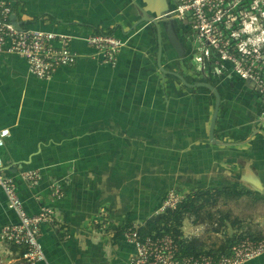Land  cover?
<instances>
[{
	"label": "crops",
	"instance_id": "1",
	"mask_svg": "<svg viewBox=\"0 0 264 264\" xmlns=\"http://www.w3.org/2000/svg\"><path fill=\"white\" fill-rule=\"evenodd\" d=\"M0 2L10 7L11 21L20 28L72 38L70 47L78 56L72 67L57 69L43 81L27 76L23 59L0 51V129H9L0 149V175L12 181L27 215L41 205L55 218L53 227L38 228L44 261L37 264H128L133 246L124 230L142 227L157 215L173 190L245 189L250 196L243 198L264 203V139L254 135L242 146L212 145L213 96L201 87L186 88L172 76L191 84L206 75L192 70L186 26L170 19L177 51L162 41L158 52L149 24L131 30L142 19L137 6L165 13L173 0ZM98 33L125 41L112 67L84 44V38ZM216 80L215 140L241 142L258 129V99L229 72ZM29 171L40 176L30 189L20 178ZM52 182L61 186L57 200L49 196ZM16 223L0 189V229ZM238 227L221 239L253 236ZM186 236L208 248L223 242ZM20 255L16 247L0 244V264H21ZM243 264H264V255Z\"/></svg>",
	"mask_w": 264,
	"mask_h": 264
},
{
	"label": "built area",
	"instance_id": "2",
	"mask_svg": "<svg viewBox=\"0 0 264 264\" xmlns=\"http://www.w3.org/2000/svg\"><path fill=\"white\" fill-rule=\"evenodd\" d=\"M10 7L0 2V51L23 59L27 76L47 81L57 69L74 65L77 53L70 47L69 36L31 28H20L12 23ZM167 15L186 26L185 40L190 46L188 59L199 71H209L223 77L229 72L243 83L257 90L264 102V0H175ZM92 54L103 65L114 66L125 41L109 33H98L83 39ZM264 129V110L258 117ZM9 138V129H0V149ZM2 161L0 159V168ZM20 178L33 188L40 179L37 171L22 173ZM7 206L14 212L18 223L0 229V243L20 250L21 264L44 261L37 241L40 226H54L53 211L39 206L33 215H27L15 193L10 179L1 177ZM51 200L61 197V186H48ZM186 193L171 191L157 214L173 210ZM138 228L128 227L124 239L133 246L128 264H243L264 255V239H238L225 254L183 257L169 234L141 238Z\"/></svg>",
	"mask_w": 264,
	"mask_h": 264
},
{
	"label": "trees",
	"instance_id": "3",
	"mask_svg": "<svg viewBox=\"0 0 264 264\" xmlns=\"http://www.w3.org/2000/svg\"><path fill=\"white\" fill-rule=\"evenodd\" d=\"M250 192L245 189L232 191L230 189H208L196 193H186L182 200L173 210H166L162 214H157L144 222L138 228V236L141 238H153L161 236L160 233L169 234L177 244L178 252L183 257H198L201 255L225 254L230 246L240 239L261 240L260 237H246L239 235L225 240L220 246L208 248L195 238L186 239L181 232L182 224L185 220H190L192 225L210 224L213 225V232L225 233L233 231L235 225H239L237 219H231L226 211H220L219 206H226L229 202L250 196ZM17 248V247H16ZM18 249V248H17Z\"/></svg>",
	"mask_w": 264,
	"mask_h": 264
},
{
	"label": "water",
	"instance_id": "4",
	"mask_svg": "<svg viewBox=\"0 0 264 264\" xmlns=\"http://www.w3.org/2000/svg\"><path fill=\"white\" fill-rule=\"evenodd\" d=\"M136 10L138 13L141 14L142 19H140L138 22H136L133 25V27H131L132 28L131 30H134L135 28H137L139 26V24H141V23H145L146 25L149 24L151 27H153L154 32H155V38H156V42H157L158 52L161 51L162 41H167L175 51L178 50L177 43L174 41L173 38L170 37V33H171L170 17H169V15H167V12H165V13L154 12L151 10L150 7H148V5L143 6V8L137 6ZM14 25H15V27H17V24L15 22H14ZM203 73H206V72L200 71V74H203ZM172 76L174 78L178 79L180 84L186 88L201 87V88H204L207 91H209L211 93V95L213 96L214 108H213V112H212L209 127H208V141L212 145L223 146V147L242 146V145L247 144L254 135H259L264 139V131L260 128V129H255L253 132L250 133V135L248 136L247 139H245L241 142L221 143V142L216 141L215 137H214V126H215V121H216V117H217V111L219 108V95L217 93V90L210 83H199L198 82V83L189 84V83H186L184 81V79L176 73L173 74ZM257 127H259V126H257ZM260 194L264 196V187L261 188Z\"/></svg>",
	"mask_w": 264,
	"mask_h": 264
},
{
	"label": "rangeland",
	"instance_id": "5",
	"mask_svg": "<svg viewBox=\"0 0 264 264\" xmlns=\"http://www.w3.org/2000/svg\"><path fill=\"white\" fill-rule=\"evenodd\" d=\"M175 3V0H173V4ZM192 70L194 73L198 74L200 71L192 66ZM248 84V83H246ZM249 85V84H248ZM250 86V85H249ZM253 91L257 94V90L253 88ZM258 102L259 106L261 107L260 114L264 110V102L259 100L258 96ZM259 123L257 122V126ZM260 129V127H258ZM264 131V129L262 128ZM234 204H236L234 207L227 206L229 208H226L225 206H219L218 209L220 211H226L231 219H237L239 221V227L236 229L237 231H246L249 232L253 236H257L256 233L259 235H264V203H256V200H251L250 198H243V201L241 204L238 203V201H235ZM236 214V215H235ZM193 226V227H192ZM198 227V228H194ZM213 225L210 224H195L192 225L190 220H186L183 224V235H200L199 237L201 239H205L208 243H213L216 240L223 241L224 238L221 239L222 234L220 231L216 234V236H213ZM209 235V236H208ZM243 235L247 237H253L248 236L246 233H243ZM242 236V235H241ZM187 237V236H186ZM1 244V243H0ZM4 245V244H1ZM209 244H207L208 246ZM7 246V245H6ZM217 247H214L215 249Z\"/></svg>",
	"mask_w": 264,
	"mask_h": 264
},
{
	"label": "flooded vegetation",
	"instance_id": "6",
	"mask_svg": "<svg viewBox=\"0 0 264 264\" xmlns=\"http://www.w3.org/2000/svg\"><path fill=\"white\" fill-rule=\"evenodd\" d=\"M171 6H172V2H171ZM172 8V7H171ZM171 8L169 9V11L171 10ZM169 11H167V13L169 12ZM170 17V19L171 20H174V22L176 21L177 23H180V24H182L179 20H177V19H175L174 17H172V16H169ZM175 22V23H176ZM179 36H180V38H182V35L179 33ZM189 48H190V46H189ZM190 53V52H189ZM206 75H205V78H204V81H202V82H200V83H210V84H213L214 82H216V81H218V80H216V79H218V78H220V77H218V78H216V76H213L209 71H206V73H205ZM250 88L252 89V91H253V88L250 86ZM254 92V91H253ZM254 94H255V96L257 97V99H258V95L254 92ZM260 107V106H259ZM260 109H261V107H260ZM259 126V125H258ZM260 127V126H259ZM261 128V127H260ZM262 129V128H261Z\"/></svg>",
	"mask_w": 264,
	"mask_h": 264
}]
</instances>
